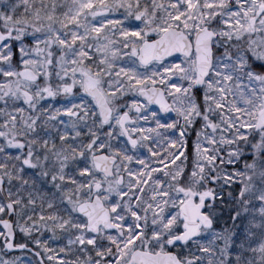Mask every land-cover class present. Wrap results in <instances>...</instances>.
<instances>
[{"label":"snow or ice","instance_id":"1","mask_svg":"<svg viewBox=\"0 0 264 264\" xmlns=\"http://www.w3.org/2000/svg\"><path fill=\"white\" fill-rule=\"evenodd\" d=\"M0 264H264V0H0Z\"/></svg>","mask_w":264,"mask_h":264}]
</instances>
